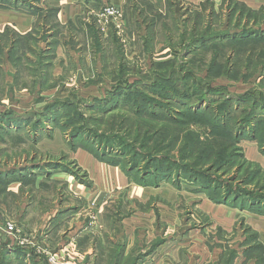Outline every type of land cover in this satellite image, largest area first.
I'll return each mask as SVG.
<instances>
[{
	"label": "rangeland",
	"instance_id": "374dc122",
	"mask_svg": "<svg viewBox=\"0 0 264 264\" xmlns=\"http://www.w3.org/2000/svg\"><path fill=\"white\" fill-rule=\"evenodd\" d=\"M261 105L264 0H0V264H264Z\"/></svg>",
	"mask_w": 264,
	"mask_h": 264
},
{
	"label": "built area",
	"instance_id": "2783aa9c",
	"mask_svg": "<svg viewBox=\"0 0 264 264\" xmlns=\"http://www.w3.org/2000/svg\"><path fill=\"white\" fill-rule=\"evenodd\" d=\"M104 13L106 16H110L116 19V17L118 16L119 12L117 9H114L112 7L106 8L104 10Z\"/></svg>",
	"mask_w": 264,
	"mask_h": 264
},
{
	"label": "trees",
	"instance_id": "16d2710c",
	"mask_svg": "<svg viewBox=\"0 0 264 264\" xmlns=\"http://www.w3.org/2000/svg\"><path fill=\"white\" fill-rule=\"evenodd\" d=\"M250 35H253V34H251V33H248L246 36H250ZM176 95V96H175ZM175 97H178V94L177 93H175ZM179 98H180V96H179ZM181 100L180 101H183V102H187L188 100L187 99H185V98H180ZM228 99V98H227ZM185 100H187V101H185ZM237 101H239V102H243L241 99H237ZM260 108H264V105H261V106H259ZM185 108L187 109V110H195V109H192L191 107H190V105L188 104V103H186V105H185Z\"/></svg>",
	"mask_w": 264,
	"mask_h": 264
}]
</instances>
